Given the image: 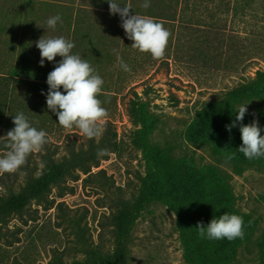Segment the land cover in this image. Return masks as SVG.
<instances>
[{"label":"rangeland","instance_id":"374dc122","mask_svg":"<svg viewBox=\"0 0 264 264\" xmlns=\"http://www.w3.org/2000/svg\"><path fill=\"white\" fill-rule=\"evenodd\" d=\"M26 2L0 0V138L22 112L47 143L19 171L0 175V209L14 201L0 210V264H264V158L238 151L241 124L258 121L264 136V80L223 97L264 73V0L172 2L181 17L162 23L171 33L167 62L132 49L122 21L101 17L117 41L90 65L104 81L98 99L112 126L102 133L114 148L89 174L82 160L63 166L89 138L62 128L47 108V82L35 79L28 34L18 29ZM18 58L23 78L11 77ZM46 154L61 166L46 170ZM220 183L231 191L224 207ZM223 213H252L254 226L243 239L202 238L197 225Z\"/></svg>","mask_w":264,"mask_h":264},{"label":"clouds","instance_id":"9594fccd","mask_svg":"<svg viewBox=\"0 0 264 264\" xmlns=\"http://www.w3.org/2000/svg\"><path fill=\"white\" fill-rule=\"evenodd\" d=\"M109 4L110 14L119 15L122 20V28L127 38L133 43L131 48L142 54H149L154 60H161L166 55L171 33L164 25L152 17L144 15H130L131 8L118 2V0H106ZM144 8L150 7L149 0H145ZM61 20L59 15L47 20V27L55 29L57 22ZM36 47L40 51V65L44 61L53 62L57 56L61 61L47 76L49 91L46 96L47 108L56 114L58 124L65 130L79 129L89 139L99 137L103 132V122L108 117L107 110L102 106L98 96L102 93L103 79L96 74L89 62L83 60L78 54H73L74 43L64 37L45 38L42 36ZM118 66L125 72L131 68L117 55ZM63 89V92L60 89ZM248 105H241L237 111L236 121L242 122L247 112ZM15 127L8 131L5 137L8 151L0 157V175L16 173L27 162L33 153L43 151L47 143V133L31 126L27 117L21 112L14 116ZM236 126L233 122L226 126L231 132ZM242 146L238 149L245 158L264 157V136L258 121L254 120L250 125L240 126ZM105 150L101 149L98 155ZM43 167V164L41 165ZM202 238L208 240L233 241L244 238V220L236 214H223L218 219L211 220L205 228L202 223L196 228Z\"/></svg>","mask_w":264,"mask_h":264},{"label":"trees","instance_id":"16d2710c","mask_svg":"<svg viewBox=\"0 0 264 264\" xmlns=\"http://www.w3.org/2000/svg\"><path fill=\"white\" fill-rule=\"evenodd\" d=\"M184 3L187 8L190 4H197V1L203 3L216 2L218 4H224L226 7L231 5L233 0H149L150 7L144 8L142 5L145 0H118L121 4L129 6L131 8L130 15H144L152 17L154 20L160 23H172L181 14L178 11L169 10V6L172 2ZM247 2V0H242ZM24 9V10H23ZM16 13H20V23L18 29L22 32L25 37L28 34L27 41L30 45L29 59L32 60L34 66V77L37 81L47 82L48 74L54 70L55 66L61 61V57L57 56L53 62L44 61L43 67L40 65L41 56L40 51L36 47V42L44 36L45 38L64 37L74 43L75 47L72 49L73 54H78L83 60L90 63L92 58H98L100 53L104 55L107 53L108 48L111 47L117 41L116 36L113 34L112 26L107 25L106 22L98 25L101 21V17H112L120 21V16L110 14L109 4L106 0H27V2L21 6ZM59 15L61 20L57 22L55 29L47 27V20L51 17ZM28 30V33L25 32ZM120 36V35H119ZM162 62L166 59H161ZM24 59L17 60L16 66L14 67L11 77L23 78L27 73L24 69L19 70L20 66L23 65ZM31 62V61H30ZM30 65V64H29ZM31 66V65H30ZM20 71V72H19ZM25 73V74H23ZM31 74V73H30ZM1 78H7V75L0 74ZM264 80V73H259L257 78L249 84L240 85L239 87L228 91L223 97L234 98L242 97L247 92L252 90L258 81ZM62 89V88H61ZM60 89V90H61ZM112 124L107 121L103 124V128H110ZM263 136V134L261 133ZM5 140H0L2 146ZM84 144V143H83ZM86 147V149H84ZM114 148V141L105 138V133H102L99 137L88 139L86 145H80L77 153L70 155V159L64 160L63 166H67L70 161L82 160L81 164L78 165L84 171L85 174H89L93 167H99L102 160H106L109 154ZM74 149V148H73ZM103 149L105 152L102 155H98L100 150ZM75 152V151H72ZM260 157L257 159H263ZM72 159V160H71ZM61 165L56 164L51 155H45L44 167L46 170H51L60 167ZM72 166V165H70ZM68 168V167H66ZM47 173V172H46ZM70 176H74L72 171H68ZM47 175V174H46ZM50 176V175H49ZM221 187L217 188L220 193L222 203L219 206L224 207L225 203L230 202L231 191L228 186L224 183H220ZM212 192L214 188L210 189ZM209 197L211 192H208ZM14 204L5 203L1 207V211H5ZM225 210V209H224ZM225 212V211H224ZM225 214V213H223ZM244 220V230L248 231L252 229V223H254L252 213H240ZM80 262H78L79 264ZM94 262H86L85 264H93ZM58 264H65L63 261ZM94 264H110L109 261H98Z\"/></svg>","mask_w":264,"mask_h":264}]
</instances>
